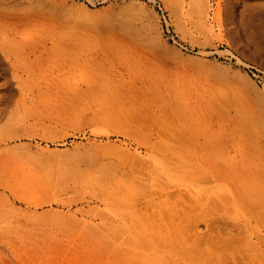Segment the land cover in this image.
I'll list each match as a JSON object with an SVG mask.
<instances>
[{
	"label": "rangeland",
	"instance_id": "1",
	"mask_svg": "<svg viewBox=\"0 0 264 264\" xmlns=\"http://www.w3.org/2000/svg\"><path fill=\"white\" fill-rule=\"evenodd\" d=\"M234 3L0 0L15 14L0 16V44L41 49L60 29L93 43L81 54L109 69L95 91L73 93L57 81L54 48L16 52L20 90L2 94L0 113V227L14 220L7 207L28 205L7 194L24 195L78 224L81 264H235L223 242L235 215L217 199L236 188V136H264V32H236ZM230 85L255 113L225 137L247 114L216 115L205 98Z\"/></svg>",
	"mask_w": 264,
	"mask_h": 264
},
{
	"label": "bare ground",
	"instance_id": "2",
	"mask_svg": "<svg viewBox=\"0 0 264 264\" xmlns=\"http://www.w3.org/2000/svg\"><path fill=\"white\" fill-rule=\"evenodd\" d=\"M234 2L236 32L243 36L264 32V0ZM6 10L1 8L0 16L5 14L7 19H14V12ZM51 34L41 49L7 48L0 44V92L5 91L0 93V113L4 104L2 94L13 97L20 90L16 65L12 60L18 50L32 53L40 59L50 53L49 48H54L59 53L57 81L60 80L62 89L73 93L95 91L98 79L109 71L93 50H88L87 55L81 54V50L95 48L93 43L88 45L81 36L67 35L60 29H53ZM39 42L30 43L26 39L27 45ZM230 88L227 97L205 98L216 115L225 113L227 117L237 118L240 114H247L245 123H233L225 137L245 128L246 124L250 127L248 119L255 113V107L246 93L237 85H230ZM259 130L250 129L236 136L237 141L243 142L241 151L234 155L231 163L236 188L217 199V212L227 214L233 210L235 215V222L223 219L226 235L223 242L233 248L235 264H264V136ZM13 200L28 205L6 208L5 215L11 214L14 220L0 227V264H37L35 259L39 260L38 264H81V229L71 216L49 209L39 211L43 206L37 199L28 200L24 195L7 194V201L12 203ZM6 221L7 217L2 219L0 216V222ZM204 227L210 232L216 230L214 219H205Z\"/></svg>",
	"mask_w": 264,
	"mask_h": 264
}]
</instances>
